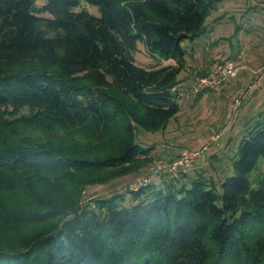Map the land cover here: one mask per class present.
<instances>
[{
    "label": "trees",
    "instance_id": "1",
    "mask_svg": "<svg viewBox=\"0 0 264 264\" xmlns=\"http://www.w3.org/2000/svg\"><path fill=\"white\" fill-rule=\"evenodd\" d=\"M86 1L100 14L0 0V264H264V110L232 174L157 172L129 204L85 200L153 161L137 128L177 116L182 42L222 0ZM139 40L156 62L135 59Z\"/></svg>",
    "mask_w": 264,
    "mask_h": 264
},
{
    "label": "rangeland",
    "instance_id": "2",
    "mask_svg": "<svg viewBox=\"0 0 264 264\" xmlns=\"http://www.w3.org/2000/svg\"><path fill=\"white\" fill-rule=\"evenodd\" d=\"M43 1L38 0V3L41 4ZM81 2L92 13L100 14L97 5L86 0H81ZM232 6L238 10L230 9L233 15H227V9L229 10ZM239 43L244 47L259 46V50L256 48L255 50L259 53L263 51L264 0H222L207 17L203 33L195 39L183 40L182 45L187 51L188 62L194 67L182 69L178 76L181 80L179 93L182 92L178 98L180 110L177 116L170 121V130H168L171 134H176V138L167 139L165 129L148 131L141 126L137 128L139 142L144 145H152L154 142L159 144L167 141L172 144L167 153L173 154V157L162 158L153 151L154 159L147 167L113 178L104 184L89 186L85 200H90L94 196L106 197L123 192L126 196L125 203H131V194L128 192L130 188L136 187L141 182H146L149 178H154L158 174L157 172H160L157 179L167 175V172L172 173L164 168L168 161L176 158L186 148L199 149L212 139L213 135H217L221 131L226 132L225 139H222V134H220L219 139H221L211 142L202 157L188 169L180 171L190 170L193 173L195 170H204L207 174L215 176H219L223 172L232 174L233 159L236 157L238 145L244 136V129L250 126L261 110L254 112L250 104L248 105V99H245V104L237 112H234L231 107V90L217 92L207 89L200 93L192 87V84L203 69L211 70L216 63L224 59L225 54L233 45L239 48ZM196 52L197 55H192ZM133 53L135 59L143 65L157 61L155 56L147 52L141 40L137 42V48ZM262 168L264 169V163Z\"/></svg>",
    "mask_w": 264,
    "mask_h": 264
},
{
    "label": "built area",
    "instance_id": "3",
    "mask_svg": "<svg viewBox=\"0 0 264 264\" xmlns=\"http://www.w3.org/2000/svg\"><path fill=\"white\" fill-rule=\"evenodd\" d=\"M241 54L237 56H227L206 73L200 74L194 80L192 87L197 91H204L211 89L217 92L223 91L229 79L237 75L242 67L239 63ZM264 69L260 70L258 75L252 80L251 84L244 89L240 94L232 99V111L237 110L243 105L244 100L249 96L250 92L263 84ZM221 132L213 135L207 143H204L199 149L186 148L182 150L176 158L168 161L164 168L172 171L171 174L177 175L181 169H188L194 162H196L202 155H204L211 142L218 140Z\"/></svg>",
    "mask_w": 264,
    "mask_h": 264
},
{
    "label": "crops",
    "instance_id": "4",
    "mask_svg": "<svg viewBox=\"0 0 264 264\" xmlns=\"http://www.w3.org/2000/svg\"><path fill=\"white\" fill-rule=\"evenodd\" d=\"M238 10L232 7L229 8V10L227 9V15H233V12L231 10ZM221 20H225V19H221ZM210 41V40H209ZM232 43L234 44V42L232 41ZM236 47V46H235ZM234 45L231 47V49L228 51V53H226L225 57L227 56H237L238 54H241V57L239 59V63L242 65L239 73L233 77H231L226 85V87L223 89V91L226 90H231L232 91V96H231V102H232V98L236 97L238 94H240L242 91H244V89H246L252 82V80L258 75L259 71L262 69H264V48L262 49L263 51L261 53H259V51H256L255 48L257 50H259V46L258 47H244L239 43V48L236 47L235 48ZM192 55H197V52L192 54ZM191 56V55H190ZM224 57V58H225ZM160 61V60H159ZM162 63H175V59L173 58H163L161 60ZM153 63H149L147 65H151ZM194 66L188 62V57H186V64L184 68H188L191 69ZM183 68V69H184ZM205 70V69H203ZM209 71V69H206ZM179 84H178V89L179 88ZM200 92V91H199ZM203 92V91H202ZM181 91H180V95H181ZM248 99V105L250 104V106L253 108L254 112H257L259 110H264V73H263V84L261 86H259L258 88H255L254 90H252V92H250L249 96L246 98ZM245 104V100L243 105ZM242 105V106H243ZM241 126V125H240ZM244 127V126H243ZM168 130H170L169 125L167 127V129H165L166 134L165 137L168 138H176V134L174 133H170ZM228 131V130H227ZM222 134V139H225V134L226 132L223 133V131H221ZM221 139V138H220ZM219 139V140H220ZM154 142V141H153ZM157 142L153 144V146L155 147L151 153L153 154V151H155L154 153H156L159 157H167V158H171L173 157V154L167 153L168 148L172 147V144H170L169 142L165 141L164 143H159L158 145ZM203 160V158H202ZM204 161V160H203Z\"/></svg>",
    "mask_w": 264,
    "mask_h": 264
}]
</instances>
